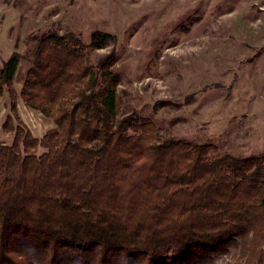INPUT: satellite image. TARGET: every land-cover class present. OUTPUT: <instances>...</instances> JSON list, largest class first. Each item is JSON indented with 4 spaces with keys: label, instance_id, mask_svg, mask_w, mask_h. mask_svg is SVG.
Segmentation results:
<instances>
[{
    "label": "trees",
    "instance_id": "16d2710c",
    "mask_svg": "<svg viewBox=\"0 0 264 264\" xmlns=\"http://www.w3.org/2000/svg\"><path fill=\"white\" fill-rule=\"evenodd\" d=\"M116 40L42 35L20 96L21 55L0 68L13 135L0 141V264H214L233 249L237 264H264V153L164 139L124 115L116 51L89 58ZM20 97L54 120L42 139L23 126Z\"/></svg>",
    "mask_w": 264,
    "mask_h": 264
},
{
    "label": "rangeland",
    "instance_id": "374dc122",
    "mask_svg": "<svg viewBox=\"0 0 264 264\" xmlns=\"http://www.w3.org/2000/svg\"><path fill=\"white\" fill-rule=\"evenodd\" d=\"M52 31L87 43L94 32L115 36V44L91 50L90 63L116 51L123 114L153 120L164 139L210 143L237 156L262 150L264 0H0V68L21 55L14 80L19 96L39 37ZM18 111L38 139L56 127L21 97ZM10 115L5 91L3 144L13 141L2 129ZM244 260L241 249H233L214 264Z\"/></svg>",
    "mask_w": 264,
    "mask_h": 264
},
{
    "label": "crops",
    "instance_id": "0c3cea01",
    "mask_svg": "<svg viewBox=\"0 0 264 264\" xmlns=\"http://www.w3.org/2000/svg\"><path fill=\"white\" fill-rule=\"evenodd\" d=\"M260 152H258L259 154H262V153H264V144H263V146H262V150H259ZM251 155H253V154H251ZM250 156V155H249ZM245 157V156H244Z\"/></svg>",
    "mask_w": 264,
    "mask_h": 264
}]
</instances>
